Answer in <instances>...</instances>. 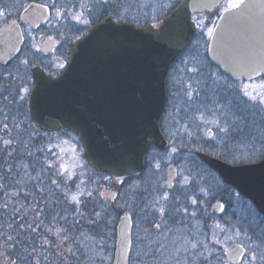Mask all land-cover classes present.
<instances>
[{
	"label": "water",
	"instance_id": "95a60500",
	"mask_svg": "<svg viewBox=\"0 0 264 264\" xmlns=\"http://www.w3.org/2000/svg\"><path fill=\"white\" fill-rule=\"evenodd\" d=\"M222 0L204 6L184 0L157 27H137L106 18L68 45L67 61L58 76L40 67L31 69L34 85L28 93L27 109L32 124L44 132L75 134L90 169L112 177L115 186L137 178L151 146L168 150L170 144L160 131L165 106V81L170 66L189 45L196 32L191 15L211 11ZM28 8L22 22L32 27L47 19ZM264 0H244L241 8L224 12L214 27L207 56L221 72L233 80L264 78L259 73L244 74L232 60L249 49L264 58ZM22 38L16 25L0 29V63L15 55ZM39 51L48 56L55 41L43 38ZM207 137L211 134L208 132ZM197 158L215 172L222 182L248 200L264 217V157L257 163L230 165L204 153ZM174 166L166 171V188L173 187ZM116 196L110 191L109 202ZM223 205L213 213L220 215ZM131 218L122 213L116 228L114 264H126L130 246ZM227 264H241L245 249L231 244L225 254Z\"/></svg>",
	"mask_w": 264,
	"mask_h": 264
},
{
	"label": "rangeland",
	"instance_id": "374dc122",
	"mask_svg": "<svg viewBox=\"0 0 264 264\" xmlns=\"http://www.w3.org/2000/svg\"><path fill=\"white\" fill-rule=\"evenodd\" d=\"M237 1L233 0L232 2ZM3 2L1 1V3ZM6 5H9L8 2ZM21 9L19 8L20 11ZM130 10L128 16L123 15L124 18H135L134 10L137 9L130 8ZM79 14L80 12L74 15L71 13L69 17L72 18ZM3 20V17H0L1 23ZM57 20V11L53 9L50 20L43 26V29L28 34L27 42L29 46L26 54L22 53L19 58L6 63L8 64L6 68L11 69L14 77L11 84L19 86L18 104H22L25 95H27L29 79L32 80L29 72L30 68L42 66V69H44L43 67H49L57 71L65 65L62 51H65L67 43L73 41V37L53 36L57 49L54 48L49 56H43L38 51L37 44L40 41V33L52 36L57 29ZM73 20L76 24H84L77 22L75 19ZM83 20H85L84 14ZM148 21L151 23L156 22L154 19H148ZM199 26L198 33L194 36L188 48L178 57L168 76V97L160 121V131L170 144V148L166 151L158 149L149 151L145 157V168L139 178L130 180L118 188L114 187L113 183L111 189L102 186V183H98L102 179L94 178L91 169L85 164L82 149L73 136L53 132L51 136L45 137L48 141L45 140L47 143H44V149L47 153L49 152L51 159L46 162H53L52 166L56 168L57 172L60 170L59 166L63 164L70 172L75 174L73 177L75 183L70 185L72 188L74 186L75 192L66 189L67 194L82 191L83 195L80 196V200L83 197L87 201L90 200V204L93 205L89 206L90 216L92 217L91 224L94 225V228L89 231L86 230L81 239L74 240L82 254L74 258L71 257L74 254L68 256L65 260L63 259V264H114L116 228L120 216L124 212L129 213L132 222L130 232L132 246L129 264H153L150 256L153 248L163 241L162 228H165V216L169 208L173 207L178 209V216L173 220L176 224L175 236L177 237L171 243L175 247V251L169 258L175 259L177 254L188 249L192 250L187 239L188 231L190 230L191 219H195L197 213L201 212L203 214H213L215 222L218 223L216 228H219L220 238H223V255L231 244H240L246 252L241 264H261V260H264L261 259V257H264V253L260 252L262 247H258L260 249L258 250L255 244H251L247 238V232L223 226V218H220V216L224 211L220 215H214L213 213L214 207L219 203L210 199V196L214 193L213 188L218 187L220 191L229 195L231 201L229 214L237 211L238 216L242 214V212L239 213L238 201L242 200L238 197L239 195L232 194L229 190L227 192L222 182H219L213 174H201L191 163L195 161L192 160L194 159L193 154L203 151V148L214 157H225L230 160L240 158L257 159L264 156V140L262 142L260 138L264 132L257 129L254 124L255 111L258 112L261 119H264V104L250 100L241 91L244 85L251 84L254 87L249 88V92L253 94L264 92V89L259 88V85L264 84V80L256 79L250 82L231 84L220 76L217 70L211 66L208 58L204 57L210 38L207 32L212 26L206 29L205 22H202ZM25 61L27 62L25 63ZM61 64L63 67H60ZM13 66L19 68V70H15ZM1 68L4 70V67ZM193 69H196V71H193ZM44 71L46 70L44 69ZM178 74L179 76L175 77ZM175 78L181 79L182 87L180 96L171 98L169 89H172L173 79L175 80ZM186 91L193 93L191 99L185 95ZM213 121H217L218 125ZM244 127L246 130L243 131L241 128ZM220 128L228 129V132L220 131ZM208 132L211 133L210 143H206ZM247 135H249L248 138ZM258 138L263 145L260 146L257 143ZM172 165L176 166L177 179L173 189L167 190L166 171ZM64 179L67 180L66 175ZM113 189L116 196L110 203L107 200V195ZM165 195L168 196L167 200L163 199ZM192 200H196L197 203L193 204ZM71 204L77 210L76 218L80 219V203ZM161 206L165 209L164 213L158 211ZM97 212L101 214L99 218L95 215ZM243 214L246 218V213ZM247 219V223H250L249 217ZM237 221L234 219L233 222L236 223ZM156 224H160V228L159 231L154 232ZM42 242L45 244L43 250H45L46 255H53V257L49 259L43 257L42 259L41 256L43 261L41 264H45L44 261H56L57 252L59 248L62 249V243L64 242L62 237H50ZM72 250L74 252V248ZM155 254L159 256V252ZM165 258L166 253H163L161 257L155 258L154 264H158L160 259ZM0 264H3L2 261H0ZM177 264H185L183 255L180 256Z\"/></svg>",
	"mask_w": 264,
	"mask_h": 264
},
{
	"label": "trees",
	"instance_id": "16d2710c",
	"mask_svg": "<svg viewBox=\"0 0 264 264\" xmlns=\"http://www.w3.org/2000/svg\"><path fill=\"white\" fill-rule=\"evenodd\" d=\"M204 57H206V54ZM62 58L66 60V54L63 51ZM7 66L8 64H0V261L3 264H41L43 262L41 256L43 259L46 255L45 250H43L45 244L42 241L46 238H54L55 236L52 233L55 232L56 228H66L69 237L68 240H64L63 235L61 236L64 242L57 255L64 256V260L72 254L79 256L82 251L74 243V240L81 239L86 230L89 231L94 228L90 216V206L93 205L90 204V200L87 201L81 197L80 219L76 218L77 210L74 205L68 202L66 196V189L74 190V186L72 188L70 185L74 184L75 180L69 181L59 177L56 168L49 167L53 162H46L51 159L49 152L47 153L44 149V143L48 141L45 137L51 136L52 133H44L34 128L28 115L27 95H25L22 104H18L19 86L11 84L14 77L11 69L6 68ZM1 67H4V70ZM43 68L49 74H57L61 71H54L49 67ZM14 69L19 70L16 67ZM29 82L28 89L32 86V80L29 79ZM255 116V127L264 132V119H261L257 111H255ZM241 129L246 130L245 127ZM57 134L73 136L81 147L75 135L63 131H59ZM242 134L245 136L244 133ZM249 135H247V138ZM260 138L263 142L264 134ZM4 140H10L11 144L5 146L3 144ZM206 142L208 141L206 140ZM257 143L260 146L263 145L259 138ZM153 149L155 148L152 147L149 151ZM202 150L201 152L211 155L205 148ZM29 152L31 155H28ZM82 157L85 161L83 155ZM192 157L194 158L192 160L195 161L191 163L199 173L204 175L211 173L219 182H222L214 172L196 158L195 153ZM217 158L231 165L255 163L261 159L240 158L230 160L225 157ZM85 164L87 165L86 161ZM90 171H92L94 178L102 179L98 183H102V186L110 189L112 188L109 175L100 174L94 170ZM53 181H56V183H53ZM224 187L227 192L229 190L232 194L238 195L233 188L226 185ZM213 189L214 193L210 194V199L224 205V212L220 216V218H223V226L247 232L246 235L250 243L255 244L258 250L262 247L260 252L264 253V217L260 216L253 205L241 196H238L242 199L238 203L239 213L242 212V214L240 213L241 215L238 216L237 211L229 214L231 205L229 195L220 191L218 187ZM177 210L175 207L169 208L165 216V228H162L163 241L153 248L150 256L153 264L155 258L161 257L163 253H166V258L160 259L158 264H177L182 255L185 264H226L222 252L223 238H220L219 228H216L218 223L215 222L213 214H203L201 212L197 213L195 219H191L187 239L189 245L201 242L203 247L195 252L188 249L177 254L175 259L169 258L175 251V247L171 243L177 237L175 236L176 224L173 221L178 216ZM243 213H246V218ZM247 217H249L250 223H247ZM234 219L238 221L234 223ZM49 228L52 229V233L47 231ZM9 236L12 237L11 241L7 239ZM156 252H159V256L155 254ZM201 252L204 254L203 257L199 254ZM53 253L55 254L54 251ZM172 257L174 256L172 255ZM204 257H207L206 261ZM262 263H264V260H261Z\"/></svg>",
	"mask_w": 264,
	"mask_h": 264
},
{
	"label": "flooded vegetation",
	"instance_id": "af4514ba",
	"mask_svg": "<svg viewBox=\"0 0 264 264\" xmlns=\"http://www.w3.org/2000/svg\"><path fill=\"white\" fill-rule=\"evenodd\" d=\"M1 1H4V2L1 3ZM183 1L184 0H55L56 7L53 8L51 6L53 3V0H49V1L47 0H0V17H3L4 19L2 23L0 21V29L7 23L11 25H16L19 29L22 42H21V46H20V49L17 55H14L10 59H8V61H11V60H15L16 58H19L22 53L26 54L27 47L29 46L27 42L28 34L29 33L33 34L43 29V26H45L47 22L50 20L51 11L53 9H56L57 12L61 13V15L58 16V20L56 21L57 29L55 30V33L52 34V36H49L46 33H40V41L43 38H49L53 40L54 37H59L60 35H62L64 38L73 37V41H75L83 37L93 25H95L96 23H99L100 21L106 18H110L117 23L133 24L137 27H143L145 25H151V26L156 25L157 27L159 23L163 19H165V17H167ZM208 1L209 0H195V4L204 6L208 3ZM232 1L233 0H222L219 3V5L211 11L203 10V11L194 12L191 15V21L194 23L196 27L195 35L198 33V30L200 27L199 25L202 22H205L206 29H208L211 26L214 29L221 15L225 12L224 9L228 7L231 3L240 2V0H238L237 2H232ZM7 2L9 5H6ZM1 4H3L4 6ZM40 4L49 5L48 10L46 11L47 13L46 21L42 24H39L36 27H32L31 24L29 23H23L22 14L28 8H31L30 13L36 12L37 14H41L44 11V10L36 11L37 6ZM19 8H22L21 11L19 10ZM130 8L137 9V10H134L135 18H124L123 15L125 16L129 15L128 12L131 11ZM78 12L80 13L83 12L84 19L88 21V23L76 24L75 21L73 20V17L72 18L69 17V14L72 13L74 15L75 13H78ZM148 19H154L156 20V22L151 23L148 21ZM40 41H38L37 45H39ZM70 43L71 42L67 43L64 52H67V47ZM55 49H57V44L55 45ZM174 65L175 63L169 69V72L167 75V81H168V76L170 75V72H171V68ZM212 67L217 70L220 76L225 78V80H227L231 84H236L239 82H244V83L250 82V81H244V80H233L228 75L221 72L217 67L215 66H212ZM178 76L179 74L175 77H178ZM179 78L177 79L175 78V80L173 79L174 84L172 85V89H169V94L171 98H178L180 96L182 85H181V79ZM257 79L263 80L262 76H259ZM206 140L208 141L206 143H210L211 137L208 138L206 135ZM200 153H204V152H200ZM174 167L176 169V166ZM176 173H177V170H176ZM175 181H174L173 187L175 185ZM154 231L155 232L159 231V228L154 227ZM131 246L132 245L130 242L129 253H128L126 264H129V261H130ZM56 256H57L56 261L54 260L44 261L45 264H63L64 256L62 255H56ZM51 257H53V255H45L44 259H49ZM71 257L74 258L76 256L74 255Z\"/></svg>",
	"mask_w": 264,
	"mask_h": 264
},
{
	"label": "snow or ice",
	"instance_id": "6c2138e0",
	"mask_svg": "<svg viewBox=\"0 0 264 264\" xmlns=\"http://www.w3.org/2000/svg\"><path fill=\"white\" fill-rule=\"evenodd\" d=\"M243 4V0H240V2L238 3H231L228 7H226L224 10L225 12H230L231 9H239L241 8V5ZM53 8L56 7L55 4V0H53V3L51 5ZM49 8V5L47 4H40L37 6L36 11H40V10H44L47 11ZM61 13L57 12V16H60ZM73 19H75L77 22H82V23H88V21L83 20V13H80L79 15H76L73 17ZM264 23V22H262ZM153 27H156V25H153ZM214 32L213 28H209L207 35L209 37H212ZM27 61H25L26 63ZM232 64L233 66L237 69V70H242L244 72V74H249V73H259L262 69H264V58H257V56L254 54V50L253 49H249L248 51H246L245 53H243V55L239 58H235L232 60ZM60 67H63V65L61 64ZM193 71H196V69H193ZM190 87V85H189ZM254 86L251 84H246L243 86V88L241 89L242 93L244 96L248 97L250 100L252 101H256L259 104H264V92H260L259 94H253L252 92H249L248 89L249 88H253ZM259 88L264 89V84L259 85ZM26 91V90H25ZM185 95L188 96L189 99H191L193 93L192 92H185ZM22 99V97H21ZM213 123H216L218 125L217 121H213ZM7 127V126H5ZM220 131H223L225 133L228 132V129H224V128H220ZM186 131V130H185ZM3 144L5 146H8L11 144L10 140H4ZM225 150H227L225 148ZM28 155H31V153L29 152ZM49 167H52V165H49ZM58 170V176L61 178H64L66 175L67 180L71 181L74 177V173L70 172L65 165L61 164L59 166ZM187 182V181H186ZM53 183H56V181H53ZM203 191V190H202ZM83 195V192H79V193H73V194H66L67 199L70 203L73 204H79L80 203V196ZM89 195H91L89 193ZM164 200L168 199V196L165 195L163 197ZM193 204H196L197 201L196 200H192ZM158 211L160 213H164L165 209L163 208V206H161ZM95 215L99 218L100 217V213L97 212L95 213ZM194 215V214H193ZM66 219V218H65ZM156 228H160V224H156L155 225ZM47 231L49 233H52V229L49 228L47 229ZM55 237L59 238L63 235L64 240H68L69 237L67 236V229L66 228H56L55 232L52 233ZM8 241L12 240V237L9 236L7 237ZM217 243H219V241H217ZM203 247V244L201 242H197V243H192L191 244V249L195 252L197 249ZM201 257L204 256L203 252L199 253ZM255 259V257H253ZM205 261L207 260V257H204ZM261 259H264V257H261Z\"/></svg>",
	"mask_w": 264,
	"mask_h": 264
}]
</instances>
